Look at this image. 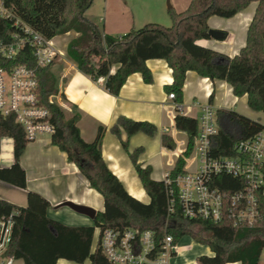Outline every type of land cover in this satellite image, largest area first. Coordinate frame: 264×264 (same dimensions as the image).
Instances as JSON below:
<instances>
[{
  "label": "trees",
  "instance_id": "trees-1",
  "mask_svg": "<svg viewBox=\"0 0 264 264\" xmlns=\"http://www.w3.org/2000/svg\"><path fill=\"white\" fill-rule=\"evenodd\" d=\"M94 0H5L14 14L48 39L71 30L79 33L67 47L68 56L79 70L94 80L104 78L105 88L117 95L129 75L140 72L146 83L153 81L147 60L165 59L172 69L173 82L167 92H174L175 100L182 102L183 86L189 70L210 80L228 82L236 96H247L251 109L264 113V0H190L186 9L177 12L169 9L171 25L147 22L139 28H131L122 35L105 33L97 23L86 16ZM257 2L253 18L248 26L245 45L234 55L216 51L198 44V40L210 38L208 19L211 16L233 17L251 2ZM19 29L11 19L0 16V39L10 41ZM4 65L24 64L36 67L33 49L27 45L12 60L0 56ZM51 66L38 67L39 95L41 103L48 108L54 126L51 139L54 145L65 151L76 163L92 188L104 198V210L98 211L93 225L70 226L48 216L51 203L41 194L29 191L28 204L17 206L0 200V219L13 218L12 240L7 253L24 264H59L61 258L90 264H113L94 242L96 229L107 228L140 230L151 229L159 238L168 232L179 241L190 235L196 242L209 245L213 255H201L199 264H259L264 250V221L253 225H235L229 217L218 222L193 220L180 211L168 217L167 195L164 179L151 175V165L139 162L143 147L129 150L128 137L143 132L153 135L157 131L154 123L135 120L120 115L111 131L122 139L123 147L135 166L143 187L150 197L143 202L131 195L122 181L113 173L103 159L101 144L105 127L100 126L95 139L83 142L78 126V115L67 116L64 109L49 102V95L57 92L55 76ZM218 131L211 138V150L215 156L235 155V145L253 136L263 123L232 109L216 110ZM177 129L187 133L185 150L176 159L170 171L174 177L185 169V157L193 148L198 132V119L178 113L175 117ZM4 136L13 138L14 163L0 167V180L17 187H27V176L21 165V156L29 142L24 128L14 115L0 113V150ZM165 147L174 150V138L162 136ZM217 186L230 194L235 186L231 175L216 176Z\"/></svg>",
  "mask_w": 264,
  "mask_h": 264
},
{
  "label": "crops",
  "instance_id": "crops-1",
  "mask_svg": "<svg viewBox=\"0 0 264 264\" xmlns=\"http://www.w3.org/2000/svg\"><path fill=\"white\" fill-rule=\"evenodd\" d=\"M172 1L177 12L186 9L190 3V0H185V4L179 0ZM256 7L257 2L253 1L233 17L216 15L209 17V28L222 30L226 35L221 39L213 37L200 39L198 44L229 56L236 55L246 43L248 26ZM103 8L112 16L108 20L104 12L99 16L98 21L103 24L104 32L112 35H122L131 28H136L137 24L156 21L166 10L162 0L138 2L104 0ZM170 8L167 10L168 14ZM162 23L169 24L167 20H162ZM77 35L78 32L71 30L52 38L53 45L64 54L52 64V67H57V90L61 91L62 97L78 115V126L83 142H92L99 127H105L101 144L104 161L122 181L128 192L143 202H149L150 197L143 187L129 153L123 147L121 140L127 139V135L122 131L120 138L111 131V127L120 115L135 120H147L156 125L157 131L153 135L138 132L128 137V146L130 151L143 147L139 162L144 166L151 165V175L157 180L164 179L166 173L173 169L176 159L187 146V133L177 129L175 125V117L178 113L198 119L203 106L211 104L216 110L232 109L264 124L260 116H257L262 112L250 108L246 95L236 96L228 82L218 79L212 81L193 70L186 73L183 99L180 108L176 107L175 101L168 97L169 92H167V86L173 82L172 69L165 59L160 58L147 60L153 75L151 83H146L142 74L135 72L129 75L117 95L112 94L105 88L104 80H94L83 73L78 69L76 62L68 56V43ZM64 36L70 38L66 39ZM165 133L174 138L176 142L174 150L163 145L162 136ZM182 134L186 139L180 137ZM14 160L13 138L4 136L1 139L0 167H10ZM20 162L26 172L27 187H17L0 180V200L25 207L28 204L29 191H35L51 203L47 210L48 216L70 226L93 225L94 220L68 206H62L61 203L64 201L87 205L97 212L104 210L103 196L90 186L87 178L76 163L69 159L67 153L53 144L51 135L42 134L29 140ZM185 169L189 170L187 161ZM195 243L192 241L193 246ZM178 245V250L185 252L182 244ZM213 254L209 245H206V251L199 254L196 260L193 258L190 263L199 264V256ZM90 263V260L84 262V264ZM231 263L240 264V262L227 264ZM14 264H24V262L17 259ZM59 264L77 263L61 258Z\"/></svg>",
  "mask_w": 264,
  "mask_h": 264
},
{
  "label": "built area",
  "instance_id": "built-area-1",
  "mask_svg": "<svg viewBox=\"0 0 264 264\" xmlns=\"http://www.w3.org/2000/svg\"><path fill=\"white\" fill-rule=\"evenodd\" d=\"M0 16L11 19L19 29L10 41L0 39V56L12 60L29 45L36 63V67L0 63V113L14 115L29 140L42 134L51 135L54 126L48 108L41 103L37 68L53 64L64 54L53 45L52 39L17 17L6 6L5 0H0ZM99 79L104 80L103 77ZM168 97L180 108L181 102L175 100L174 92ZM48 99L64 110L73 111L59 90ZM217 131L216 109L205 104L198 118V132L191 152L196 155L195 169L184 167L185 170L174 177L169 171L164 178L168 217L180 211L184 217L193 220L218 222L229 217L235 225L264 221V125L253 136L240 140L233 156L213 155L211 138ZM222 174L235 178V189L230 194L216 184V176ZM13 224L12 216L0 219V264L16 261L14 255L7 253ZM96 230V244L113 264H171L179 247L174 235L168 232L159 238L151 229Z\"/></svg>",
  "mask_w": 264,
  "mask_h": 264
},
{
  "label": "rangeland",
  "instance_id": "rangeland-1",
  "mask_svg": "<svg viewBox=\"0 0 264 264\" xmlns=\"http://www.w3.org/2000/svg\"><path fill=\"white\" fill-rule=\"evenodd\" d=\"M103 1L104 0H94L92 5H91V7L86 12V16L89 19L93 20L95 23H97L102 30H103V24L100 23L98 21V19H99V16L103 15L104 12H105V9L103 8ZM128 1H130V2H138L139 0H128ZM162 1H163V4L166 7L165 13H163L162 16H159V19H157L156 21H151V22H157V23L165 25L164 23H162V20H167L169 22V24L166 25V26H169V25H171V17L168 14L167 10H168V8H170L169 5H171V7L174 9L173 1L172 0H162ZM179 1L182 2L183 4L186 3L185 0H179ZM175 2H177V1H175ZM105 15L107 16L108 20L112 16V14L110 12L109 13L105 12ZM114 17H116V16H114ZM143 25H144V23L137 24L136 28H139V27H141ZM64 37L66 39L70 38L69 36H64ZM68 60L69 59L66 56V61H68ZM51 71H52L53 75L55 76L56 83H58V75L56 73L57 67L55 68V67L51 66ZM65 112H66L67 116L72 115L74 113V111H68V110H65ZM257 116H260L261 120L264 121V113L263 112L260 115H257ZM180 137H184V139H186V136L184 134L180 135ZM195 159H196V155L194 153H192L189 156L188 161H187V162L190 161L189 170H194L195 169V166H196ZM97 238H98V231L96 230L95 237H94V242L95 243L97 242ZM192 241L194 242L195 240L190 235H184L183 237L180 238L178 243L180 244V246L182 244L185 252H181V251L178 250L177 253L174 255L173 259L171 260V264H183L185 262L190 263V261L193 258L196 260V257L199 254H203V252L206 251V245L205 244H202V243H199V242L195 241L196 243L193 246L192 245ZM77 264H84V263H77ZM190 264H197V263H190ZM259 264H264V250L262 251Z\"/></svg>",
  "mask_w": 264,
  "mask_h": 264
},
{
  "label": "water",
  "instance_id": "water-1",
  "mask_svg": "<svg viewBox=\"0 0 264 264\" xmlns=\"http://www.w3.org/2000/svg\"><path fill=\"white\" fill-rule=\"evenodd\" d=\"M169 7H171V5H169ZM208 34L210 37H213L215 39H221L226 35V33L222 30L211 29V28L208 30ZM61 205L68 206L78 213L89 216L93 220L96 218L97 215V210L87 205L77 204L72 201H64L63 203H61Z\"/></svg>",
  "mask_w": 264,
  "mask_h": 264
}]
</instances>
